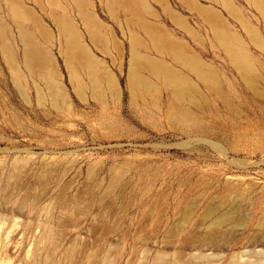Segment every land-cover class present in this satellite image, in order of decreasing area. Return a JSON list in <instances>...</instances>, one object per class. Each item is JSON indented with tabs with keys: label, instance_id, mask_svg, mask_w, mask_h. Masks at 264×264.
<instances>
[{
	"label": "rangeland",
	"instance_id": "obj_1",
	"mask_svg": "<svg viewBox=\"0 0 264 264\" xmlns=\"http://www.w3.org/2000/svg\"><path fill=\"white\" fill-rule=\"evenodd\" d=\"M20 1L41 20L24 22L48 48L67 102L54 100L25 66L18 23L0 0L18 66L16 73L0 46V264H47L51 257L52 264H264V72L257 61L260 76L250 89L187 2L147 0L154 12L148 20L187 42L226 91L225 100L200 87L204 97L196 104L182 102L192 116L187 125L173 119L166 92L132 94L130 31L148 42L138 19L110 11L106 0H87L107 33L104 46L91 38L73 1L60 0L120 92L105 84L96 92L87 83L80 94L49 0ZM193 1L212 6L264 64V48L242 24L264 40V18L250 0ZM141 51L187 73L151 47Z\"/></svg>",
	"mask_w": 264,
	"mask_h": 264
},
{
	"label": "bare ground",
	"instance_id": "obj_2",
	"mask_svg": "<svg viewBox=\"0 0 264 264\" xmlns=\"http://www.w3.org/2000/svg\"><path fill=\"white\" fill-rule=\"evenodd\" d=\"M4 1L19 26V35L25 46V48L23 47L25 66L33 75H37L45 81L54 100L57 99L56 97H60L63 102H67V94L57 78L58 74L53 68L54 63L48 48L39 41L37 34L24 22V20H29L32 24L38 25L41 23V20L28 7L24 6L20 0ZM72 1L74 7L81 15L91 38L105 46L108 41L107 33H104V26L95 12L90 8L88 1ZM157 1L162 2V0ZM184 1L192 9H195L203 21L210 27L213 32V38L228 53L231 62L237 67L240 79L247 85L252 86L250 89L255 88L254 80L260 75L256 73L252 62L257 61L259 68L263 72L264 64L257 60L255 55L244 46L239 35L228 31L224 27L221 14L212 6L202 5L193 0ZM250 1L264 18V0ZM49 2L52 6L51 15L57 24L60 37L63 41L65 61L78 93L83 94V89L87 83H90L91 88L96 92L100 91L105 84L111 93L119 96L120 92L115 76L102 65V62L81 41L77 27L74 21L67 15L63 3L60 0H49ZM106 5L110 11L121 9L132 19H138L148 38V42H145L133 30L129 34L131 62L128 69V81L133 95L138 93L147 95L153 92L159 94L166 92L169 96L170 110H173V119L187 125L192 124V116L190 115V110L182 105V102L188 99L195 102L194 99L199 96L204 97L202 96L204 91L202 92L200 87L215 92L222 99L226 100V91L223 89L216 71L208 66L209 63H205L198 53L192 51L187 42L167 33L160 24L148 20V16H154V12L147 4V0H106ZM230 6L232 5L229 2V8L233 9ZM164 7L170 15L175 16L177 23L187 32L188 36L199 43L202 42L197 33H192L191 27L183 18L177 16L170 7L166 5ZM242 24L252 41L256 42L255 45L264 48V40L259 35L258 30L247 21H243ZM8 27L7 22L0 17V46L10 66L18 73L17 60L12 44L8 40ZM145 47H151L157 53L169 57L177 65L183 66L187 73L163 58L142 52L141 48ZM81 70L88 79L87 82L84 81ZM257 87L256 89H259ZM253 91L255 92L254 89ZM261 92L263 94L264 91L261 90ZM255 94L258 95L259 92H255ZM175 102L178 103V106L174 105ZM229 102L230 109H233V107L236 109L237 106L231 105L232 101ZM51 174L52 170H48L45 175L49 176ZM24 200L22 199L21 203H24ZM60 245L61 243L58 239L53 243V254L57 252ZM52 261L53 257H51L47 264H52Z\"/></svg>",
	"mask_w": 264,
	"mask_h": 264
}]
</instances>
